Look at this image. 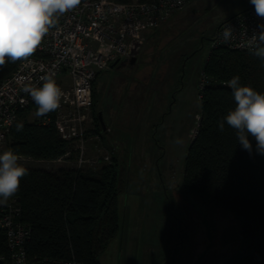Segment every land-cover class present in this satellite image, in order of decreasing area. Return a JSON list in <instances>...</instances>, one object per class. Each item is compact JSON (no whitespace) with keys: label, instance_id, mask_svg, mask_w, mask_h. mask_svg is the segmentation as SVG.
I'll list each match as a JSON object with an SVG mask.
<instances>
[{"label":"rangeland","instance_id":"rangeland-1","mask_svg":"<svg viewBox=\"0 0 264 264\" xmlns=\"http://www.w3.org/2000/svg\"><path fill=\"white\" fill-rule=\"evenodd\" d=\"M251 5L250 0H195L157 29L144 31L140 51L127 62L100 73L95 90L106 124L117 100L114 93L130 100L135 87L140 98L146 95L153 101L151 110L160 117L151 129L109 131L107 145L90 142L92 158L107 151L111 157V146L126 153L119 155V168L125 166L126 173L118 204L120 231L101 256L103 264H222L241 244L237 208L203 204L200 196L182 189V181L187 150L199 126L198 82L211 39L223 21ZM43 117L33 109L26 115L39 125ZM9 139L0 144V153L7 150ZM20 157L24 167L53 172L75 168L70 160Z\"/></svg>","mask_w":264,"mask_h":264},{"label":"trees","instance_id":"trees-1","mask_svg":"<svg viewBox=\"0 0 264 264\" xmlns=\"http://www.w3.org/2000/svg\"><path fill=\"white\" fill-rule=\"evenodd\" d=\"M115 1L129 3L133 0ZM21 61L0 66V82L8 78ZM203 70L211 83L203 93L197 134L185 157L182 189L200 196L203 204L237 208L242 241L222 264H264V155L256 153V141L251 136L253 150L250 154L237 142L234 130L226 122L223 131L218 127V121L235 107L226 81L239 75L241 84L264 92V62L250 52L221 47L209 53ZM99 77L100 73L92 92L95 129L87 133V137L99 135L95 141L98 145L109 141L106 138L111 131L104 124L103 110L97 105L95 87ZM29 109L36 111V104L19 112L7 150L35 160H55L63 156L72 145L60 137L54 124L27 121ZM55 112L46 115L54 116ZM19 124L23 127L17 131ZM119 152L120 149L117 151L111 146L112 159L106 162L102 158L98 168L70 167L53 172L26 167L27 175L11 198L19 200L21 221L30 228V238L25 243L30 264L47 259L103 264L101 256L120 231L119 197L126 190L125 166L119 168ZM70 158L74 160L75 155ZM0 257L3 258L0 264H10L7 235L1 229Z\"/></svg>","mask_w":264,"mask_h":264},{"label":"built area","instance_id":"built-area-1","mask_svg":"<svg viewBox=\"0 0 264 264\" xmlns=\"http://www.w3.org/2000/svg\"><path fill=\"white\" fill-rule=\"evenodd\" d=\"M193 1L84 0L75 10L59 16L35 52L0 82V144L10 135L19 112L34 104L25 88L42 86L43 77L53 75L63 95L55 115L44 116L41 124H54L60 137L72 145L57 160H70L76 169L95 168L102 158L108 162V154L96 158L89 154L90 142L98 140L99 135L87 137L88 131L95 129L92 92L98 74L138 53L145 41L144 31L157 29ZM261 23L264 19L256 15L253 5L236 13L219 26L211 39V51L224 47L249 52L245 46L247 38L259 31L257 25ZM226 24L235 30L234 38L227 43L223 40ZM60 76L68 80L57 81ZM210 83V77L203 70L198 82L200 99ZM72 154L74 160L70 158ZM0 213V229L7 235L10 264H30L25 249L30 228L21 221L19 200L13 198L0 204ZM33 264L81 263L47 259Z\"/></svg>","mask_w":264,"mask_h":264},{"label":"clouds","instance_id":"clouds-1","mask_svg":"<svg viewBox=\"0 0 264 264\" xmlns=\"http://www.w3.org/2000/svg\"><path fill=\"white\" fill-rule=\"evenodd\" d=\"M81 0H0V66L29 58L41 43L59 16L75 10ZM256 15L264 19V0H250ZM258 32L248 36L246 47L264 62V23L258 24ZM234 28L226 24L223 40L234 38ZM226 84L232 90L235 107L218 121L220 131L226 124L234 130L237 142L252 153L249 136L256 141V153L264 155V92L251 85L241 84L239 75ZM37 106L36 116L41 117L58 109L63 92L53 75L43 77L42 86L26 87ZM22 124L17 125V131ZM181 141H177L180 143ZM21 157L11 149L0 153V204L6 203L19 190L27 168L19 161Z\"/></svg>","mask_w":264,"mask_h":264},{"label":"crops","instance_id":"crops-1","mask_svg":"<svg viewBox=\"0 0 264 264\" xmlns=\"http://www.w3.org/2000/svg\"><path fill=\"white\" fill-rule=\"evenodd\" d=\"M249 8V6L247 7ZM247 8H244L243 10H240L236 13H239L241 11L246 10ZM236 13L232 14L235 15ZM231 17V16H230ZM218 32V31H217ZM128 60H123L115 65L113 67L118 66L120 63H125ZM137 61V59H136ZM138 88H133L130 90L131 93L130 95L127 96L130 100L122 101L124 98L120 97L119 94H115V100H114V105H113V110H112V115L108 116L109 121L111 120L110 123H105L106 127L112 130L119 129V128H127L128 126H134L136 129L143 128V127H153V123L157 122V120L160 119V117L157 116V110H151L152 105L154 104L152 100L146 99V95H143L142 98H140V94L138 93ZM133 92V93H132ZM133 94V95H132ZM166 98V97H165ZM164 99V98H163ZM162 100V99H161ZM149 104V105H147ZM155 108L156 105H155ZM132 109V110H131ZM131 111V112H130ZM128 113H133L135 114V118L133 120L128 119ZM158 117V118H157ZM146 132V131H145ZM145 134V133H144ZM120 149V152L121 153ZM118 151V149H117ZM123 153V152H122Z\"/></svg>","mask_w":264,"mask_h":264}]
</instances>
